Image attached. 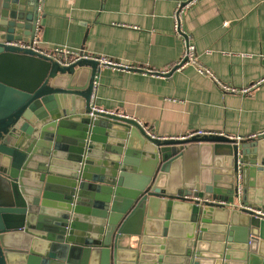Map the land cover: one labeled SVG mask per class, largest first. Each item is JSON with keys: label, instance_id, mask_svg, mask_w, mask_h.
Segmentation results:
<instances>
[{"label": "water", "instance_id": "95a60500", "mask_svg": "<svg viewBox=\"0 0 264 264\" xmlns=\"http://www.w3.org/2000/svg\"><path fill=\"white\" fill-rule=\"evenodd\" d=\"M40 9L0 0V264H264V131L161 140L92 109L96 60L21 46Z\"/></svg>", "mask_w": 264, "mask_h": 264}, {"label": "crops", "instance_id": "0c3cea01", "mask_svg": "<svg viewBox=\"0 0 264 264\" xmlns=\"http://www.w3.org/2000/svg\"><path fill=\"white\" fill-rule=\"evenodd\" d=\"M183 0H41L40 47H66L142 69L101 67L90 106L134 118L157 136L202 129L233 137L264 131V0H197L182 26L197 60L224 84L185 65L172 13ZM42 16V18H41ZM151 70V71H150ZM153 70V71H152Z\"/></svg>", "mask_w": 264, "mask_h": 264}, {"label": "built area", "instance_id": "2783aa9c", "mask_svg": "<svg viewBox=\"0 0 264 264\" xmlns=\"http://www.w3.org/2000/svg\"><path fill=\"white\" fill-rule=\"evenodd\" d=\"M197 0H183L180 2H177L175 5V8L173 10L172 13V28H173V32L176 36H178L179 38L182 39V42L184 44V51L183 54L181 56V58H179V60L177 62H175L172 66H170L169 68H167L166 70L157 72V71H153L152 73H158V74H164L166 72H169L172 68H174L175 70H178L180 68H182L185 65H194L196 70L204 75H207L209 77L212 78V80L217 84V86L226 92H241V93H245L248 92L252 87H245V88H241V89H237L235 87L229 86L227 84H224L223 82H221L213 73L212 71L205 65L201 64L195 55V48L194 46L190 43L189 41V35L186 32V30L183 28L182 26V20H183V15L184 12L187 8H189L190 6H192L193 4L196 3ZM21 46L23 47H27L30 48L32 50L47 54L49 56H52L53 58H55L57 61H59L62 64H68L71 63L79 58H90V59H94L98 62V65L101 67H113L119 70H128V68L131 67V65L128 64H124L120 61H115L112 60L104 55H93V54H89L86 51L77 49V50H71L69 48L66 47H54L50 50H44L40 47L39 41L36 39V37L33 39V41L30 44H21ZM151 71V70H150ZM92 109L98 111V112H102V113H106V114H111V115H116L119 117H123V118H129V119H133L134 118H130L127 115L118 113V112H114L111 110H104V109H100V108H96L94 106H91ZM142 128L143 130L146 132V134L148 136H150L151 138H156V139H186V138H190L192 136H201V135H209V134H223V133H218V132H211V131H207V130H202V129H198V130H194V131H190L181 135H177V136H157L155 134H153L152 132H150L149 130H147V128L144 126V124H142L140 121L135 120ZM226 135V134H224ZM228 136V135H226ZM255 136V135H254ZM254 136H250V137H254ZM229 138H233V139H242L244 137H233V136H228ZM256 212H260V211H256ZM264 215V213H261Z\"/></svg>", "mask_w": 264, "mask_h": 264}]
</instances>
